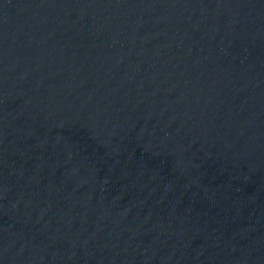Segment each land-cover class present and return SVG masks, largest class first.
<instances>
[{"label":"water","instance_id":"obj_1","mask_svg":"<svg viewBox=\"0 0 264 264\" xmlns=\"http://www.w3.org/2000/svg\"><path fill=\"white\" fill-rule=\"evenodd\" d=\"M184 0H0V264H105Z\"/></svg>","mask_w":264,"mask_h":264}]
</instances>
